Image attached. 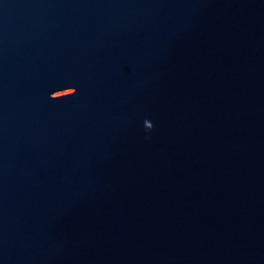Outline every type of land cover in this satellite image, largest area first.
Segmentation results:
<instances>
[{
	"label": "water",
	"instance_id": "water-1",
	"mask_svg": "<svg viewBox=\"0 0 264 264\" xmlns=\"http://www.w3.org/2000/svg\"><path fill=\"white\" fill-rule=\"evenodd\" d=\"M0 264H264V0H0Z\"/></svg>",
	"mask_w": 264,
	"mask_h": 264
}]
</instances>
